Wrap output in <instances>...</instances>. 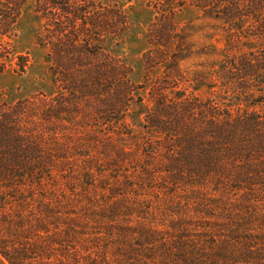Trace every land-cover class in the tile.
I'll use <instances>...</instances> for the list:
<instances>
[{
	"label": "trees",
	"instance_id": "1",
	"mask_svg": "<svg viewBox=\"0 0 264 264\" xmlns=\"http://www.w3.org/2000/svg\"><path fill=\"white\" fill-rule=\"evenodd\" d=\"M170 1L157 3L158 17L148 37L153 50L142 57L145 69H168L169 74L186 59L177 50L173 59L165 62L164 51L172 47L178 30L172 16L184 6L174 7ZM189 5L225 34L218 67L219 91L239 97L240 103L264 106V50L247 47L252 38L264 35V0H192ZM23 6L25 0H0V36H7L16 27ZM34 10L36 24L41 27L37 41L45 47L44 38L49 41V71L57 88L70 99L63 101L64 105L73 109L58 110L53 119L70 125L81 107L77 101L85 99L93 101L91 115L109 119L111 127H128L125 120L131 117L128 113L135 97L129 81L132 69L107 48L109 41L119 36V26L122 34L126 32V17L98 0H36ZM151 98L152 105L143 116L146 132L138 131L136 138L130 133L132 129L120 135L126 140L135 138L137 149L129 150L125 144L118 151V160L108 158L106 150L99 152L105 164L97 162L98 158L82 157L83 187L99 189L98 193L108 189L111 205L103 201L102 206L95 198L84 196L74 205L61 207L58 202L53 208V199L45 198L39 215L24 214L29 204L21 190L55 186L57 174H67L63 169L72 164L68 158L35 156V148L22 131L20 104L13 109L0 106V210L7 206L16 210L3 212L0 220V264H30L33 260L41 264H140L142 259L133 257L136 247L126 256L119 253L133 234L138 236L140 248L157 246L155 251L159 248L170 259H181L182 264H264V232L254 229L250 218L204 225L199 230L176 225L172 227L176 236L166 234L159 241L158 229L146 227L137 235L127 219L132 211L124 207L128 199L120 190L134 189L133 185L110 189L100 181L101 186H94L99 182L95 178L112 171L108 167L117 168L119 161L141 150L142 162L157 161L158 172L168 176L167 184L173 187L202 189L213 184L218 192L237 194L240 201L235 202L249 208L264 199L263 113H234L220 96L202 101L192 95L176 97L153 89ZM63 115H70L69 121ZM150 166L136 165L133 171L143 174ZM122 196L124 199H119ZM122 208L127 213L121 215ZM59 234L71 240L68 246L62 247L59 240L53 243V236ZM30 239L38 242L25 248L23 241ZM111 246L114 253L110 259ZM175 259L168 264H181Z\"/></svg>",
	"mask_w": 264,
	"mask_h": 264
},
{
	"label": "rangeland",
	"instance_id": "2",
	"mask_svg": "<svg viewBox=\"0 0 264 264\" xmlns=\"http://www.w3.org/2000/svg\"><path fill=\"white\" fill-rule=\"evenodd\" d=\"M98 1L123 14L128 23L127 30L123 34L122 27L119 26V31L117 30L119 36L109 41L107 47L113 57L128 64L132 69L129 81L134 87L135 97L128 113L132 118H126L125 121L129 126H124L123 129L116 125L111 127L108 124L109 119L91 115L93 101L85 99L82 102L77 101L81 107L78 108L79 113L76 119L73 117L70 125L53 119L54 116L58 117L55 114L58 110L68 109L71 112L73 109L64 105L63 101H67L68 98L57 88L49 71L47 63L49 41L44 38L43 41L47 42H45L46 47L39 45L37 41L41 27L34 19L36 0H25L16 27L9 30L7 36H0V106L13 109L20 104L23 109L20 122L22 131L27 141L35 148L36 151H33L35 156L52 160L68 158L72 164L69 168L63 169L67 174H57L59 180L54 181L55 186L24 187L21 190L20 194L29 204V209L24 214L43 213L45 198L53 199V208L56 203L59 204L58 202L62 203L61 207H68L65 206L68 204L71 206L70 203L74 205L84 196L95 198V202L100 201L101 205L103 201L107 202L110 206L108 189L104 193H98L99 189L96 191L93 188L91 190L83 187L82 171L85 168L82 157L94 160L98 158L97 162H103L98 153L106 150L108 158L118 160V151L122 146L125 147V144L129 150L137 149V145L134 144L135 138L138 131L146 132L143 129L145 124L143 116L145 109L152 105L153 89H162L165 94H173L176 97L192 95L202 101L220 96L234 113L255 111L264 114V106L240 103L239 97L219 91L220 88L222 89V84L218 82V67L223 59L225 34L211 21L202 19L199 12L189 5L192 0L170 1L174 7L184 6L177 8L179 10H176L172 16L178 30L174 44L164 51L167 55L165 62L172 60L177 50L182 51L180 55L186 57L175 68L176 72L170 74L168 69L147 70L142 62L143 55L153 50L149 45V31L158 17L155 7L164 0ZM11 9L14 11V8ZM111 42L113 44H110ZM248 43V48L264 50V35L254 37ZM62 118L69 121L70 115H63ZM130 129H132L130 133H135V138L126 140L120 136L121 133L125 135L129 133ZM143 156L140 150L133 157L119 161L117 168L114 165L111 166L112 168L107 166L112 171L94 179L99 181L94 182V186H101V182H105L110 189L123 184L133 185L134 189L131 190L121 187L120 193L126 194L124 198L128 200H125L123 205L132 211L127 219L137 235L144 233L142 231H146V227H153L160 232L158 236L156 235V240L160 238L163 240L166 234L168 236L178 234L176 230H172V227L188 225L192 229L199 230V227L204 225L213 227L215 224L224 225L245 218H250L254 229L264 232V199L249 208L235 202L240 201L237 194L230 196L224 190L218 192L213 184H208L202 189L173 187L167 184L170 182L169 177L158 172L157 161L142 162ZM145 163L151 166L143 174H137V169L133 171V168H137L136 165H140L141 168ZM129 176L131 178L127 180ZM124 198L122 196L119 199ZM13 209L14 206L10 208L7 206L3 211L0 210V220L4 217L3 212L10 210L13 212ZM122 213L127 212L122 208L121 215ZM192 235L198 233L193 232ZM62 237L61 234L53 236V243L59 240L58 243H61L62 247L68 246L71 240ZM137 237L133 234L130 243H124L123 252H119L122 254L120 256H126L136 247L138 250L133 257L142 259L140 264H168L175 259L173 257L170 259L160 252L159 248L155 251L154 248L156 249L157 246L140 248ZM37 242L38 240L30 239L24 240L23 244L27 248ZM109 251L108 255L111 259L110 255L114 253L112 246ZM177 260L181 261V259ZM177 260L175 259L176 262ZM30 264L41 263L33 260Z\"/></svg>",
	"mask_w": 264,
	"mask_h": 264
}]
</instances>
